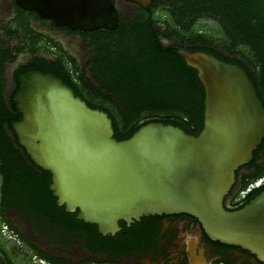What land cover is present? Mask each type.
I'll return each instance as SVG.
<instances>
[{
  "label": "water",
  "instance_id": "1",
  "mask_svg": "<svg viewBox=\"0 0 264 264\" xmlns=\"http://www.w3.org/2000/svg\"><path fill=\"white\" fill-rule=\"evenodd\" d=\"M116 0H13L55 27L112 30ZM147 8L152 0H124ZM203 89L196 135L150 121L129 137L112 136L107 114L90 108L50 73L18 77L12 123L30 160L50 174L49 190L64 210L113 234L154 213L195 217L211 240L236 245L264 264V191L241 207L222 204L234 171L247 163L264 136V110L244 70L205 51L176 48ZM0 264H8L0 252Z\"/></svg>",
  "mask_w": 264,
  "mask_h": 264
},
{
  "label": "flooded vegetation",
  "instance_id": "2",
  "mask_svg": "<svg viewBox=\"0 0 264 264\" xmlns=\"http://www.w3.org/2000/svg\"><path fill=\"white\" fill-rule=\"evenodd\" d=\"M7 2L12 15L0 22V114L3 115L0 120V252L6 262L263 264L243 248L209 239L198 220L186 213L148 214L128 223L117 220L118 229L113 234L101 235L94 224L76 218L77 210L66 211L63 205L56 204V199L48 188L50 174L36 166L17 141L12 123L20 120L21 115L19 119H11L10 122L7 117L9 113L12 114L11 117L16 112L19 113L18 110L14 112L12 109L10 98L13 99L18 91H15L18 77L24 73L23 66L30 58L29 53L20 48L24 44L23 34L18 32L9 35L1 28L4 24L15 23V26L19 27L22 25L21 18L16 15L13 0H3L4 8L8 7ZM119 4L122 7H119ZM184 5L182 2L180 8L174 9L175 5L171 0H152L147 8L143 9L133 2L115 1L118 19L123 17L130 20L138 13H143L141 15L143 18L150 12L157 19L155 24L162 31L165 27L164 22L170 19L173 21L175 16L183 23L188 22L187 29L174 24L178 32H183L187 36L201 30L194 28V23L199 17H194L193 11L188 13ZM124 7L131 9L128 15L121 10ZM26 14L28 28L46 35L51 40L52 38L44 32L31 28L28 20L33 18L53 31L64 32L88 41L75 30L55 27L32 13ZM184 40L183 44L188 46L189 42ZM52 41L65 55L72 57L62 44ZM161 42L166 44L167 40L161 38ZM260 191H264V136L251 152L247 163L234 171V182L223 197L222 204L225 209H236L238 205L246 203ZM49 196L53 197L56 205L53 210L45 207Z\"/></svg>",
  "mask_w": 264,
  "mask_h": 264
},
{
  "label": "trees",
  "instance_id": "3",
  "mask_svg": "<svg viewBox=\"0 0 264 264\" xmlns=\"http://www.w3.org/2000/svg\"><path fill=\"white\" fill-rule=\"evenodd\" d=\"M182 2L188 13H195L194 17L209 18L217 25L218 33L201 30L185 36L174 24L183 29L189 24L175 16L174 22L171 19L164 22L162 31L150 12L143 18V13L130 20L119 17L112 30H75L88 39L89 57L82 66L46 35L28 28L26 13L34 14L31 11L14 4L16 15L22 20L21 27L14 23L1 28L9 35L23 34L24 44L20 48L30 56L23 66L24 73L31 70L50 73L87 106L106 112L116 140L129 137L150 121L171 124L192 135L201 129L203 89L196 71L184 63L176 46L190 52L205 51L238 65L264 108V0H171L174 9L180 8ZM161 38L167 43L163 44ZM184 39L188 46L183 44ZM38 50L47 56L38 55ZM10 104L16 112L12 98ZM11 116L7 115L9 122L19 119L20 114ZM45 205L53 210L56 207L53 197L49 196Z\"/></svg>",
  "mask_w": 264,
  "mask_h": 264
},
{
  "label": "rangeland",
  "instance_id": "4",
  "mask_svg": "<svg viewBox=\"0 0 264 264\" xmlns=\"http://www.w3.org/2000/svg\"><path fill=\"white\" fill-rule=\"evenodd\" d=\"M7 4H8V2H7ZM3 5H4L3 0H0V22L2 20L9 18L12 15V12L10 11V8H9L10 5L8 4V7H5V8ZM119 7H122V6H120V4H119ZM159 7H162V6H159ZM121 10L126 15H128L131 11V9H129L127 7H124ZM28 21H29L28 24L31 26V28L38 30V31H41V32H44L49 37H51L52 40H55V42L57 41L58 43L62 44L63 48H65V50L69 54L72 55V57L74 58V61L76 62V64L78 66H82L83 63L85 62V60L88 58L89 47H87L88 46L87 40H82L78 36L65 34L64 32L62 33V32H58V31L57 32L53 31L47 25H44L41 22H38L37 20H35L33 18H30ZM194 28L200 29L203 31H207V32L212 33V34H217L219 31L217 25H215L213 22H211V20L209 18H205V17H199L194 23ZM71 37H72V39H71ZM65 43H66V45H65ZM37 54L40 56H43V57L47 56L46 53L42 50H38ZM23 56L25 57L26 53Z\"/></svg>",
  "mask_w": 264,
  "mask_h": 264
}]
</instances>
